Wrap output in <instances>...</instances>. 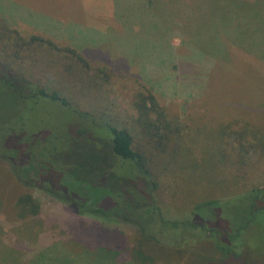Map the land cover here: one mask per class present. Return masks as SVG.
<instances>
[{
  "label": "rangeland",
  "instance_id": "1",
  "mask_svg": "<svg viewBox=\"0 0 264 264\" xmlns=\"http://www.w3.org/2000/svg\"><path fill=\"white\" fill-rule=\"evenodd\" d=\"M70 35L89 73L55 53ZM0 48L75 108L39 112L49 184L26 187L1 162L0 264H264V198L248 194L264 186V0H0ZM104 123L133 136L155 202L134 172L108 170L120 161L101 152ZM25 193L40 210L23 219ZM146 215L161 247L131 228Z\"/></svg>",
  "mask_w": 264,
  "mask_h": 264
},
{
  "label": "trees",
  "instance_id": "2",
  "mask_svg": "<svg viewBox=\"0 0 264 264\" xmlns=\"http://www.w3.org/2000/svg\"><path fill=\"white\" fill-rule=\"evenodd\" d=\"M17 46L21 49L24 47L22 44H18ZM54 48H58V46ZM54 48L52 47L51 49ZM0 49V165L1 162H6L10 159L11 161L9 162L12 163V176H15L17 181H21L20 183L26 187H34V185L37 184V180H43L44 184L41 183L40 185L43 187L50 183L48 180H52L49 174H53V172L50 171L52 168L50 165L51 162L48 160L43 161V154L41 155L43 146L46 144V139L43 140L42 135L49 133L46 129L47 126H44L50 123L47 122L46 117L49 113L48 111H44L42 115L39 114L43 102L49 100L51 102L60 103L62 106L70 108V110L75 108L58 94L47 93L44 88L34 83L23 71V64L20 63V68H17L13 66L12 61L2 60L1 56H3L4 51L3 48ZM56 51L55 53H58L60 56H62L61 54L69 55L71 63L74 66L76 65L81 71H88L89 73L88 62L84 59L83 53L71 48H65L64 50L56 49ZM13 57V59L17 58L14 55ZM146 101H149L152 108L156 107V101L152 93L148 96H144L140 102L145 104ZM77 112L80 116L82 115L88 120L91 119L89 113L82 111ZM73 113L76 114L75 112ZM102 126L111 135V141L106 140L103 142V151L101 152L105 153L109 151L113 161L117 159L120 161L119 165L115 163H113L114 165L108 164V170H114L116 168L122 170L127 169L129 170V175L134 172L137 179H139V183H142V186L144 185V190L151 200L155 202L153 198L158 183L152 170L148 168V161L145 155L134 149L133 136L126 129H118L109 123H104ZM80 137H84V135H80ZM151 137L152 135L150 138ZM160 141L161 140H158L159 144L155 145V150L158 152L163 150L161 147L162 142ZM52 152L57 154V160L61 159L60 153H56L57 150L54 149V147ZM65 157H67V154H65ZM121 187L120 195H123L122 190L125 191V189L123 186ZM49 188L47 189L50 192ZM106 191L107 190L100 192L96 190V197L93 198L92 204L96 205L95 211L97 212L101 211L98 206L102 203V197L105 195ZM248 194L252 201L256 202L260 197L264 198V186L254 188L250 190ZM84 201L82 202L84 203ZM82 204L81 206L83 207ZM159 209L160 208L154 207L155 212L153 213H157L158 222H156V225L159 224L158 227L161 223H165V220L161 218ZM15 210L16 215L24 219L27 216L37 215L40 206L29 193H25L17 197ZM114 219L118 220L116 218ZM133 221L136 223L130 224L132 225L131 228L135 232H138L136 234L140 237V241L143 245L162 246L160 240L155 236L158 230L156 229L157 227H154L152 224L153 222H151L150 217L147 216L144 220L141 218L137 220L133 219Z\"/></svg>",
  "mask_w": 264,
  "mask_h": 264
},
{
  "label": "crops",
  "instance_id": "3",
  "mask_svg": "<svg viewBox=\"0 0 264 264\" xmlns=\"http://www.w3.org/2000/svg\"><path fill=\"white\" fill-rule=\"evenodd\" d=\"M19 25H22L21 23H19ZM33 28H34V26H32ZM19 30H24L25 28L23 27V29H20V28H18ZM35 29L37 30V31H40V32H47V37L49 38V39H52V40H54V41H56V42H59L58 41V38L60 37V36H56L55 38H52V37H50L49 36V32L47 31V30H45L44 28H37V27H35ZM26 30V29H25ZM70 38H74V36H67V39L66 38H64L63 39V42L62 43H65V44H60V45H63V46H66V47H70V48H72V49H83V47H81V46H78V45H76V43H73V41L71 42V45H70V43L68 44V41H69V39ZM65 40V41H64ZM61 43V42H60ZM77 51V50H76ZM78 52H81V50H78ZM82 53V52H81Z\"/></svg>",
  "mask_w": 264,
  "mask_h": 264
}]
</instances>
